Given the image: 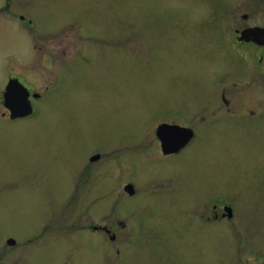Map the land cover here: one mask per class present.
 Instances as JSON below:
<instances>
[{"label": "rangeland", "instance_id": "obj_1", "mask_svg": "<svg viewBox=\"0 0 264 264\" xmlns=\"http://www.w3.org/2000/svg\"><path fill=\"white\" fill-rule=\"evenodd\" d=\"M243 13L247 0H0V113L7 71L26 79L31 67L37 92L52 72L62 80L49 102L39 103L36 119H0V264H113L122 233L112 242L81 232L87 221L79 214L92 199L93 210L107 212L120 197L113 186L119 171L111 177L110 166H93L102 177L88 181L84 165L93 150L110 148L120 152V164L136 168L140 194L123 205L143 220L144 206L152 207L145 233L125 250L129 264H264V75L256 72L264 60L260 66L252 56L247 79L214 27L215 18H225L229 39L247 25ZM82 47L87 58L71 61ZM152 105L161 108L150 115ZM205 107L209 118L236 116L197 127L186 158L171 163L123 145L164 111L191 123ZM153 130L144 136L150 147L157 146ZM71 190L83 203L73 205ZM210 194L234 197L247 230L233 233L223 223L210 230L191 219V211L205 215L201 202ZM249 249L262 257L247 262Z\"/></svg>", "mask_w": 264, "mask_h": 264}, {"label": "flooded vegetation", "instance_id": "obj_2", "mask_svg": "<svg viewBox=\"0 0 264 264\" xmlns=\"http://www.w3.org/2000/svg\"><path fill=\"white\" fill-rule=\"evenodd\" d=\"M223 1V0H222ZM228 3L233 4L235 0H225ZM225 4V3H223ZM241 19L247 23V25L240 27V28H234L232 30L233 33H230V38H227L226 31L222 30V23L225 20V18H215L214 21V27L215 31L217 32V35L223 36L222 39L226 43V46L228 48H225L228 53L234 54L235 60L238 65L243 66L244 69L247 68V72L245 73V76H247V79H252L253 74L251 71H248L250 69L251 63L253 62L252 56L254 54H257L258 64L262 66L263 60H264V0H247V13L241 14ZM247 30V39L242 38V32ZM223 42V41H222ZM223 42V43H224ZM224 43V44H225ZM246 50V58L243 57L242 51ZM89 49L82 47L77 50V54L74 55V57L70 58L72 61L73 59L77 60H85L87 58V52ZM65 56V55H64ZM37 72L41 69L36 66L34 67ZM258 68V67H257ZM31 69V67H30ZM29 69V70H30ZM56 70V68H54ZM28 70L27 78L24 79L21 76V73L13 72V71H7L5 73V77L3 80V89L1 93V104L3 111L0 113V119L3 120H10V121H28V120H34L36 119L40 114L39 109V103H48L51 96L58 92L62 85L61 75L58 74L57 71L52 72L51 81L49 85L45 86L42 91L37 92L35 89L39 88V86L29 77V73L31 71ZM246 71V70H245ZM257 74H260L261 76L264 75V69L258 68L256 69ZM60 73V72H59ZM247 82V81H246ZM37 85L36 88L32 84ZM249 83L247 82V85ZM11 85L9 89L12 88V91L9 92V96L5 98V92L6 88ZM263 88H264V82H263ZM9 99V100H8ZM218 100V97H216V102ZM223 104L227 105L228 102L224 95L221 96V99ZM9 102L11 105L6 106V103ZM214 102V103H216ZM213 103V102H212ZM212 103H209L208 105L211 106ZM219 105V104H218ZM157 106V107H156ZM224 107V106H223ZM151 112L150 115L154 114V111L161 108L158 105H152L149 107ZM204 109L202 108L201 113L196 115V119H193V122H188L186 118L180 114L177 111H164L160 118L153 119L150 123V120H148V124L145 128H143V132L141 136L137 137L136 140H126V142L123 143V145H132V149L134 150L135 145H140L141 149L137 152L138 156H146V155H153L157 156L162 159H169L173 158L171 163L174 161H177L181 159L184 155L185 158L188 157L187 153L192 152L190 148L193 146V144L197 140L198 131L197 127L204 128L206 126H211L215 128V123L220 118L225 117H234L236 115H218L215 119L209 118L204 115ZM261 109V108H260ZM27 110V113L25 115L22 114V111ZM262 109L259 111L258 114H261ZM159 112V111H158ZM250 119L255 117V112H250L248 114ZM145 120V119H143ZM208 120V121H207ZM153 130L154 133V139L151 140L155 141L157 143V146L151 144L152 146L145 145L146 140L145 138H149L150 132ZM140 130V129H139ZM141 131V130H140ZM159 131V134H158ZM143 136V138H142ZM144 136H146L144 138ZM143 142H141L142 139ZM140 142V143H139ZM158 148V149H157ZM111 149V148H110ZM108 150H99L95 149L88 155V161L84 164L86 167H88V181L97 180L98 178L102 177V172L95 171L98 168L101 167H111V177L119 171V173L122 174V177L119 179L118 182H116L113 186H115L116 193L119 194L120 198L116 200V202L113 204L112 208L109 209L107 212L102 211L100 209L93 210L91 207L95 203L96 200L90 199L91 201H88L84 205L83 211L79 212L80 215L84 214V217L86 218V226L81 228L80 231H86L92 234H103L105 237H107L110 241L114 242L117 233L121 232L123 235L124 243L121 247L114 248L113 251V258L110 260L113 264H129L130 261L126 257L125 250L129 248L132 249V244H135L137 242V239L145 233L146 222H148L147 217L151 218L152 215V207L150 204H146L143 208V210L147 213V216L144 218V220L138 216L135 212H131L128 208H126L122 202L124 200L128 199H134L137 196H139L140 193H138V186L137 184L132 180V177L135 173L136 168L134 167L133 163L129 160L126 161L124 164H120L119 159L116 157L118 154H120L119 151L116 149H113L112 151ZM153 151V153H152ZM134 156V151L130 152ZM111 160H114L115 165L110 162ZM97 166L98 168L95 169ZM95 171V172H93ZM91 172V173H90ZM162 172V169H160V173ZM94 173V174H93ZM90 174H93L91 176ZM82 175L84 173L82 172ZM118 175H115V180ZM172 180V179H171ZM74 187L76 185V181H74ZM77 190L79 189V185H76ZM88 188V187H87ZM89 189V188H88ZM86 193V192H85ZM71 197L75 205L76 200H78L80 203H83L81 201L84 199V197L79 198L80 196H83L81 192L76 191L75 194L71 190ZM89 191L85 194L87 197L89 195ZM80 199V200H79ZM201 213L205 212V215H197L196 210L189 212L192 218H196V221L199 223L207 226V229L211 230V227H219L220 223H223L228 231L235 232L239 229L247 230V225L241 224L239 221H237L236 218V206H238V201L234 197H229L226 195H218V194H210L207 195L206 198H204L201 202ZM78 212L77 208H72L70 216H74ZM141 213V212H140ZM92 217H98V220H102L103 223H92L89 220H92ZM112 217V218H111ZM89 218V219H88ZM111 220V223H107L104 220L107 219ZM56 219V218H55ZM54 219V220H55ZM49 218L47 219V221ZM53 221V220H52ZM50 222V224L52 223ZM56 221V220H55ZM143 221L145 223H143ZM44 227V230L46 232L49 231V225ZM219 225V226H217ZM243 225V226H241ZM223 226V225H222ZM223 226V227H225ZM43 228V227H42ZM120 239V238H119ZM7 244L14 245L15 242L12 240H6ZM13 242V243H11ZM262 254V253H261ZM259 252H255L254 250H247V262L252 261V259L257 260L258 257H262ZM254 264H257L254 262Z\"/></svg>", "mask_w": 264, "mask_h": 264}, {"label": "water", "instance_id": "obj_3", "mask_svg": "<svg viewBox=\"0 0 264 264\" xmlns=\"http://www.w3.org/2000/svg\"><path fill=\"white\" fill-rule=\"evenodd\" d=\"M242 38H245L247 39V30H245L244 32H242ZM11 87V85H9L7 88H6V92H5V98H7L9 96V92L12 91V88L9 89ZM9 100V99H8ZM11 105L9 102L6 103V106L9 107V105ZM25 113H27V110H24L22 111V114L25 115ZM158 134H159V131H158ZM13 243V242H12Z\"/></svg>", "mask_w": 264, "mask_h": 264}]
</instances>
